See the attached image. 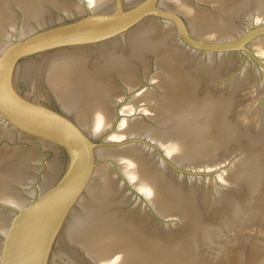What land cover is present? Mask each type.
<instances>
[{
    "label": "water",
    "instance_id": "obj_1",
    "mask_svg": "<svg viewBox=\"0 0 264 264\" xmlns=\"http://www.w3.org/2000/svg\"><path fill=\"white\" fill-rule=\"evenodd\" d=\"M0 264H264V0H0Z\"/></svg>",
    "mask_w": 264,
    "mask_h": 264
}]
</instances>
